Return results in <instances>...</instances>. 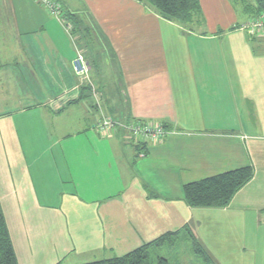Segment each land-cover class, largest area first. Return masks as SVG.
<instances>
[{
    "label": "crops",
    "instance_id": "1",
    "mask_svg": "<svg viewBox=\"0 0 264 264\" xmlns=\"http://www.w3.org/2000/svg\"><path fill=\"white\" fill-rule=\"evenodd\" d=\"M59 1L86 22L69 28L34 0L0 5V200L19 264L122 256L186 226L216 264H229L221 252L236 257L225 241L239 224L247 235L237 249H260L249 264H264V129L247 132L252 116L237 113L235 91V79L248 91L264 80V37L242 29L251 16L237 21L226 0H200L206 20L191 23L143 0ZM79 53L86 75L72 65ZM227 53L239 55L233 72L218 65ZM103 117L172 131L138 145L122 130L98 131ZM249 165L252 179L226 207L184 201V184ZM209 215L216 247L202 229Z\"/></svg>",
    "mask_w": 264,
    "mask_h": 264
},
{
    "label": "trees",
    "instance_id": "2",
    "mask_svg": "<svg viewBox=\"0 0 264 264\" xmlns=\"http://www.w3.org/2000/svg\"><path fill=\"white\" fill-rule=\"evenodd\" d=\"M143 1L152 4L165 18L181 23H191L195 18L201 16L202 6L200 0ZM254 1L258 3V7L254 8L253 15L264 11V0ZM65 18L69 21L68 15H65ZM163 125L166 128H172L168 123H163ZM253 173L254 170L249 165L188 182L183 186V199L193 208H224L231 202L234 195L252 179ZM181 234L189 236L195 254L201 257L204 264H216L206 247L188 226L184 227L183 231L166 232L153 241L143 244L122 256L82 264H170L167 257L159 255V250L165 245L173 243ZM0 264H19L1 200Z\"/></svg>",
    "mask_w": 264,
    "mask_h": 264
},
{
    "label": "rangeland",
    "instance_id": "3",
    "mask_svg": "<svg viewBox=\"0 0 264 264\" xmlns=\"http://www.w3.org/2000/svg\"><path fill=\"white\" fill-rule=\"evenodd\" d=\"M10 2V0H0V5H2L3 2ZM35 1V0H34ZM225 1V0H224ZM227 1V3H226ZM225 3L220 1L222 3V8L225 13L229 14V8L232 9L233 14L235 15L237 21L242 22L246 18L253 16L254 14V8L258 7V3L255 2L254 0H226ZM36 2V1H35ZM37 3V2H36ZM219 13L223 14V11L219 9ZM3 17V16H2ZM88 18V17H87ZM201 19L206 20L205 15L203 13V8L201 10ZM72 20L76 26L80 22H86V17L79 12H76L75 15L72 14L68 20ZM67 24V22H66ZM180 24V23H179ZM184 27V26H182ZM201 29L203 31H201ZM236 29V28H234ZM234 29H232L234 31ZM94 30V28L92 29ZM208 29H206L204 26L202 27H196L195 32H206ZM91 32V30H90ZM235 32V31H234ZM83 33L86 34V36L90 37L91 35L88 32V28L83 26ZM75 36H77L75 34ZM227 45H225L226 51L227 50ZM236 52L239 53V49H236ZM238 54H231L227 53L225 56V59L223 58V55H221L220 62L221 63L220 69L222 68V64H226L228 66L229 71L233 72V67L238 65V59L239 55ZM244 54V53H243ZM235 55L236 62L233 60V56ZM216 62L214 61V65L216 66ZM264 64V63H263ZM222 76V73H221ZM235 78L236 75H235ZM262 79V77H261ZM239 79H235V91L237 94V113L240 112L239 105L242 110V114L244 113L247 117V115H251V119L247 118V123H245V126H247V132L248 133H253V134H262L263 135V129H264V80L260 81V84L258 88H256L254 91H248L246 88L245 83L238 82ZM218 89L219 92L222 93L225 90V81L224 79H220L218 82ZM258 90V91H257ZM225 92V91H224ZM223 92V94H224ZM220 106L221 110L225 106V99L224 97L221 96L220 94ZM225 109V108H224ZM241 113V112H240ZM234 116V115H233ZM237 117V116H236ZM237 126L240 127V124L237 123ZM211 215L205 217L203 219L202 224V229L203 233L207 236V239L211 244H213L214 247H216L215 242H213L212 236L210 235L211 231L207 229V226L203 227L204 220L207 219V221L211 220ZM237 231V236H234V239L231 240L230 242L229 239L231 238V234L227 236V241H225L226 245H235L233 246L234 249H236V257L232 258L231 257V251L229 250H224L221 252L222 256L229 261V264H249L251 261L253 262L254 260H257L258 262L261 261V250L258 249L257 253L252 251L251 249L247 248L246 249H237L238 241L239 238H242V236L245 234L247 235V224L245 225V230L244 228L239 224L236 229ZM185 233V232H184ZM226 235V234H225ZM241 235V236H240ZM200 242L202 244L203 241L199 238ZM231 252V253H230ZM239 254V256L237 255ZM159 255L165 256L169 259L170 264H204L203 260L201 257L195 254L192 243L189 239V236L186 234H181L180 237L176 238L173 243L165 245L163 248L159 250ZM239 258V259H238ZM248 260V263H247Z\"/></svg>",
    "mask_w": 264,
    "mask_h": 264
},
{
    "label": "built area",
    "instance_id": "4",
    "mask_svg": "<svg viewBox=\"0 0 264 264\" xmlns=\"http://www.w3.org/2000/svg\"><path fill=\"white\" fill-rule=\"evenodd\" d=\"M44 7L50 14L64 22L63 17L66 15L64 7L59 0H35ZM69 24V23H68ZM69 28L72 25H67ZM242 29L248 35L254 37H264V11L251 16ZM72 65L78 75H86L88 72V63L82 53H79L73 59ZM97 130L104 134L122 130L136 144L161 143L171 133L161 122L146 121L134 119L131 121L117 120L113 117H103L97 124Z\"/></svg>",
    "mask_w": 264,
    "mask_h": 264
},
{
    "label": "bare ground",
    "instance_id": "5",
    "mask_svg": "<svg viewBox=\"0 0 264 264\" xmlns=\"http://www.w3.org/2000/svg\"><path fill=\"white\" fill-rule=\"evenodd\" d=\"M63 20H64L65 22H67V23L69 22V21H67V19L65 18V16L63 17ZM69 24H70V23H69Z\"/></svg>",
    "mask_w": 264,
    "mask_h": 264
}]
</instances>
